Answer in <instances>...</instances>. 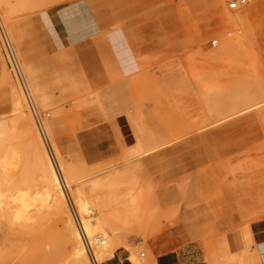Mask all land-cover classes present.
<instances>
[{
    "label": "rangeland",
    "instance_id": "rangeland-1",
    "mask_svg": "<svg viewBox=\"0 0 264 264\" xmlns=\"http://www.w3.org/2000/svg\"><path fill=\"white\" fill-rule=\"evenodd\" d=\"M232 1H0V264L21 263L37 225L47 236L64 226L58 197L42 202V175L25 169L37 164L28 119L73 225L61 162L112 239L97 264L152 249L155 259L191 251L192 264H264V0L237 8L245 39L221 22ZM23 194L30 221L18 218Z\"/></svg>",
    "mask_w": 264,
    "mask_h": 264
},
{
    "label": "bare ground",
    "instance_id": "bare-ground-1",
    "mask_svg": "<svg viewBox=\"0 0 264 264\" xmlns=\"http://www.w3.org/2000/svg\"><path fill=\"white\" fill-rule=\"evenodd\" d=\"M0 1L1 3L5 2V0H0ZM224 1L225 0H222V3ZM222 3H221V9H220V17H221V22L223 26L229 28L231 33H234L235 35H239L241 36V38L245 39V34L248 30L247 13H245L242 9L241 10L239 9L229 10ZM10 4H12V6H15V4L13 3H10ZM13 13H16V12H13ZM9 15H12V14H10L9 12ZM0 21H1V18H0ZM2 26L4 27L3 24ZM1 29L2 28L0 27V30ZM0 32H2V30ZM231 33L229 35H231ZM6 35H8L7 32H6ZM7 37L9 39V36ZM22 79L24 80V78ZM27 88L28 87L26 85V89ZM21 99L23 101V97ZM21 99L18 96L17 97L14 96L13 98V106L15 108V111L16 112L18 111L19 113L22 112L21 108H23V103ZM27 100H29L28 102H30V99H27ZM30 104L31 102L29 103V105ZM18 119L22 121L21 120L22 117ZM28 120H29L28 122L27 121L23 122V127L25 130H30V133L32 136L31 138L33 139V145L35 147V150L37 151V157H36L37 164H36V167H34L33 169L31 167H25V169L29 172L31 171L32 173L34 172V170H36L38 174L42 175L43 180H44L43 182L44 189L41 192L42 202H49L51 201V199L53 200L54 195L57 196L58 204L56 205V210L65 214V220H64L63 230L57 231V233L53 236H47L44 230L40 228V225H37L34 228L35 240L32 242V244L28 248H25V247L20 248V246H18V249L24 251L23 254L21 255L20 264H48L49 261L58 262V260L62 261L63 264H90L91 260L88 255V251L85 246L83 237L80 233V230L77 226L75 227L73 225V221L71 220L69 213L66 211L65 196L62 190V185H61V181L57 173V170L55 169V166L51 158L49 157V155H47L45 149H43V146L41 145V141L39 140L40 137L37 135V132H35L34 129L32 128V124L30 123L31 119H28ZM60 164H61V167L62 165H64L62 168L63 172L60 171L64 173V177H65V179H63V181L65 180L64 184L67 187V189L69 188V186L72 189V190L70 189V191L74 197L73 204L75 205L76 209L78 210L77 212L80 214V217H81L79 218L80 219L79 224L81 226L82 232L84 236L86 237V239L90 241V244L92 243L94 246H96L95 250L92 251L93 258L96 262L102 263L105 261L107 257V251L111 249L109 242L112 239L110 238V235H108V233L106 234V231L101 227L103 224L100 221H98L97 219L92 220L91 217L90 218L87 217L88 216L87 213H89V210L87 208L88 207L87 205H89L88 200L80 192L79 185L73 182L72 180L73 178L71 179L72 177L70 176L71 170L68 168V166L66 164H63V162H61ZM60 164L58 166L59 168H60ZM29 175L31 174L29 173ZM14 199L19 200V204H20V212L18 213V216H19L18 218L24 217L25 218L24 220L26 221L32 220V217L28 215V212L30 211L29 210L30 206L33 205V201L29 199V195L23 194ZM35 206L38 207L39 205H35ZM7 210L8 209L4 210V214L7 213L6 212ZM96 231L98 232L100 231L99 233L102 235V238H98L97 236L94 235ZM152 250L151 251L149 250L151 253H149V255H147L144 259H138L136 256H132L131 258L132 263L133 264H152L154 263L155 262V252H152ZM141 255L144 256L145 254L141 253Z\"/></svg>",
    "mask_w": 264,
    "mask_h": 264
},
{
    "label": "built area",
    "instance_id": "built-area-1",
    "mask_svg": "<svg viewBox=\"0 0 264 264\" xmlns=\"http://www.w3.org/2000/svg\"><path fill=\"white\" fill-rule=\"evenodd\" d=\"M245 3H246V0H234V1L230 2L229 8L230 9H237L239 6H242ZM217 43H218L217 39H213V40H211L210 45L212 47H216L217 46ZM4 45H5V49H6L7 53H8V56L10 58V63L12 65V67H13V70H14L16 76H17V79H18L20 85H21V83L23 85V86H21L22 87V90L24 91V93L27 94L26 95L27 96V99H29V94L27 92L26 86L23 83V80H22V77H21V73H20V69H19V66H18V62H17V60L14 57V54L12 52L11 45H10V43H9V41H8V39L6 37L4 38ZM35 116L38 119V116H37L36 113H35ZM77 226H78V228L80 230V233H81V235L83 237L85 246H86L87 251H88V255H89L90 260H91V263L92 264H97L96 261L93 258V255H92V247H91V244H90L89 240L86 239V237L84 236V234L82 232V229H81V226L79 225V222L77 223Z\"/></svg>",
    "mask_w": 264,
    "mask_h": 264
},
{
    "label": "crops",
    "instance_id": "crops-1",
    "mask_svg": "<svg viewBox=\"0 0 264 264\" xmlns=\"http://www.w3.org/2000/svg\"><path fill=\"white\" fill-rule=\"evenodd\" d=\"M194 258L191 251L179 250L163 253L155 259V264H192L191 259ZM110 263L123 264V260L119 257L118 252L115 251L109 260ZM200 262L196 260V263Z\"/></svg>",
    "mask_w": 264,
    "mask_h": 264
}]
</instances>
